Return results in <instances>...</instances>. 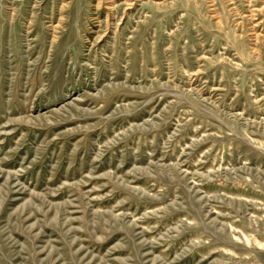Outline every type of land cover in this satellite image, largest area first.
<instances>
[{"label":"rangeland","instance_id":"rangeland-1","mask_svg":"<svg viewBox=\"0 0 264 264\" xmlns=\"http://www.w3.org/2000/svg\"><path fill=\"white\" fill-rule=\"evenodd\" d=\"M0 264H264V0H0Z\"/></svg>","mask_w":264,"mask_h":264}]
</instances>
